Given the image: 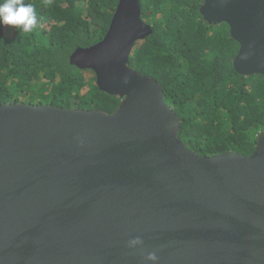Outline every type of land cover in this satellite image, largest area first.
I'll list each match as a JSON object with an SVG mask.
<instances>
[{"label":"water","instance_id":"obj_1","mask_svg":"<svg viewBox=\"0 0 264 264\" xmlns=\"http://www.w3.org/2000/svg\"><path fill=\"white\" fill-rule=\"evenodd\" d=\"M199 11L228 24L234 69L264 76V0ZM152 32L140 0H118L104 37L71 54L120 97L111 113L0 103V264H146L155 249L158 264H264V130L248 155L190 149L162 84L128 64Z\"/></svg>","mask_w":264,"mask_h":264},{"label":"trees","instance_id":"obj_2","mask_svg":"<svg viewBox=\"0 0 264 264\" xmlns=\"http://www.w3.org/2000/svg\"><path fill=\"white\" fill-rule=\"evenodd\" d=\"M23 2L34 6L39 24L29 33L0 24V103L113 112L120 97L100 90L95 73L86 75L93 70L72 64L70 56L104 37L118 0ZM202 2L140 0L153 32L135 44L128 64L162 84L190 149L207 156L231 150L248 155L264 130V76L234 69L239 44L227 23L204 19Z\"/></svg>","mask_w":264,"mask_h":264},{"label":"clouds","instance_id":"obj_3","mask_svg":"<svg viewBox=\"0 0 264 264\" xmlns=\"http://www.w3.org/2000/svg\"><path fill=\"white\" fill-rule=\"evenodd\" d=\"M0 24L12 26L19 31L29 33L39 24L36 10L31 3H24L23 0H0ZM144 241L137 236L128 241L129 248H137L143 251ZM160 249L147 251L144 260L151 264H158L160 257L157 253Z\"/></svg>","mask_w":264,"mask_h":264},{"label":"rangeland","instance_id":"obj_4","mask_svg":"<svg viewBox=\"0 0 264 264\" xmlns=\"http://www.w3.org/2000/svg\"><path fill=\"white\" fill-rule=\"evenodd\" d=\"M86 75L89 77V78H94V72L93 71H90V70H88V71H86ZM37 84H38V82H34V87L36 88L37 87Z\"/></svg>","mask_w":264,"mask_h":264}]
</instances>
